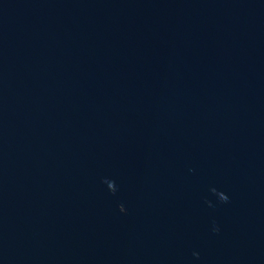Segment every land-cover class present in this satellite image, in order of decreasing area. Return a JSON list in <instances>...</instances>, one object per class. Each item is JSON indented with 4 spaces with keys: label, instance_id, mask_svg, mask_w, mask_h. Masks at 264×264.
Returning a JSON list of instances; mask_svg holds the SVG:
<instances>
[{
    "label": "water",
    "instance_id": "obj_1",
    "mask_svg": "<svg viewBox=\"0 0 264 264\" xmlns=\"http://www.w3.org/2000/svg\"><path fill=\"white\" fill-rule=\"evenodd\" d=\"M0 264H264V0H0Z\"/></svg>",
    "mask_w": 264,
    "mask_h": 264
}]
</instances>
